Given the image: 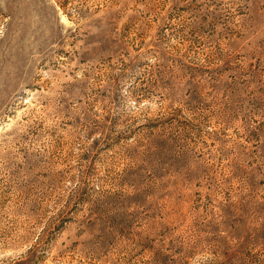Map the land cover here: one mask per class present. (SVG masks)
Returning <instances> with one entry per match:
<instances>
[{
  "label": "rangeland",
  "instance_id": "1",
  "mask_svg": "<svg viewBox=\"0 0 264 264\" xmlns=\"http://www.w3.org/2000/svg\"><path fill=\"white\" fill-rule=\"evenodd\" d=\"M0 264H264V0H0Z\"/></svg>",
  "mask_w": 264,
  "mask_h": 264
}]
</instances>
